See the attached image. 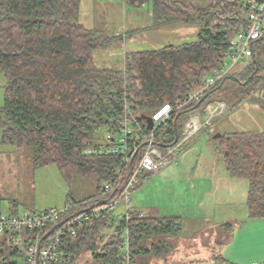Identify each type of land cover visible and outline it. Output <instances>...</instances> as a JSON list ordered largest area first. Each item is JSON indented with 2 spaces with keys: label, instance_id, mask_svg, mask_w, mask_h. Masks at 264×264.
Here are the masks:
<instances>
[{
  "label": "trees",
  "instance_id": "obj_1",
  "mask_svg": "<svg viewBox=\"0 0 264 264\" xmlns=\"http://www.w3.org/2000/svg\"><path fill=\"white\" fill-rule=\"evenodd\" d=\"M123 1L141 7L148 0ZM207 2L200 7L193 0H152L155 24L197 25V39L127 52L124 68L118 70L93 63L94 50L107 49L121 37L85 28L79 20L80 0H0V71L7 82L0 107L1 142L30 147L35 167L55 164L66 180L92 173L99 182L112 179L120 158L85 152L99 145L96 133L103 128L114 134L125 104L140 123L145 122L142 116H151L164 104L177 107L227 63L230 40L247 20L238 15V0ZM233 75L237 81L220 80L204 92L202 102L215 99V92L228 84L237 99L233 107L259 89L264 96V22L252 55ZM193 106L178 109L159 125V149L176 142ZM216 148L229 174L248 182V216L264 218V131L223 133ZM101 194L100 184L91 197ZM128 228L131 264H145L147 255L168 250L160 242L149 248L145 242L179 235L181 221L133 217ZM121 229V225L113 228L110 213L90 218L76 236L63 237L58 250L62 260L53 264H122ZM17 254L18 249L10 246L0 249V262L5 258L15 263Z\"/></svg>",
  "mask_w": 264,
  "mask_h": 264
},
{
  "label": "rangeland",
  "instance_id": "obj_2",
  "mask_svg": "<svg viewBox=\"0 0 264 264\" xmlns=\"http://www.w3.org/2000/svg\"><path fill=\"white\" fill-rule=\"evenodd\" d=\"M177 1L184 3L188 0ZM193 1L200 7L208 4L207 0ZM244 2L245 0H238L241 8L238 15L246 20L247 14L242 8ZM79 14V20L85 28L121 37V40L117 39L109 48L92 52L93 63L99 68L120 69L127 52L195 41L199 31L197 25L155 24L152 0L141 7L129 6L123 0H80ZM246 59L240 60L231 72L243 67ZM6 83V78L0 71V107ZM232 89V85L228 84L214 95L215 99L225 98L227 101H223L228 104L229 109L232 108L215 119L212 125L203 128L205 130L201 129L189 144L174 153L172 157L175 156L176 161L168 163L157 172L138 175L130 207L140 210L144 216H178L181 221L179 235H160L145 242L148 248L157 242L168 248L167 252L159 256L147 255L148 263L145 264H207V260L198 259L197 245L194 244L199 229L207 227L205 229L208 231L215 232L214 240L223 244L232 237L246 211L248 182L244 178H235L237 182L233 184L234 191L229 205L216 204L210 214L195 212L198 200L193 191L197 186L194 179L205 176L201 171L203 164L199 165L198 162L209 161L215 177H219L225 169L216 148L218 138L215 136L230 132L264 131V108L247 99L233 107L237 99L232 95ZM105 134L106 131L102 128L95 138L101 142ZM100 184L103 185L104 182H99L97 175L93 173L73 175L70 180H66L55 164L35 167L30 147L2 143L0 130V208L3 213H36L47 208L61 207L67 200L70 203L91 197L96 194ZM123 211L124 206L121 205L113 211V216H119ZM207 215L209 217L203 219ZM0 242L1 250L10 246L4 236H0Z\"/></svg>",
  "mask_w": 264,
  "mask_h": 264
},
{
  "label": "built area",
  "instance_id": "obj_3",
  "mask_svg": "<svg viewBox=\"0 0 264 264\" xmlns=\"http://www.w3.org/2000/svg\"><path fill=\"white\" fill-rule=\"evenodd\" d=\"M248 20L246 25L230 40L227 63L215 70L204 79L203 86L190 93L175 108L164 104L151 115L153 127L140 123L124 105V116L117 131L106 132L99 145L86 148L88 155H115L120 158L119 165L114 169L113 178L104 182L102 194L80 201L66 202L62 207L47 208L36 213H3L0 211V236L15 249V263L3 258L0 264H53L60 262L62 256L58 250L66 235L76 236L85 222L92 217H100L110 213L113 228L122 226V247L120 258L122 264H131V241L128 223L133 217H143L140 210L130 207L131 196L138 175L143 172H157L168 163L175 161L174 153L180 151L199 133L227 113L228 105L219 99H211L196 105L202 100L203 94L220 80L233 72L240 60L253 53V45L262 34L264 22V0H247ZM194 105L184 122L182 131L173 145L161 150L157 146L156 131L159 125L180 108ZM124 211L113 216L119 206ZM264 264V263H254Z\"/></svg>",
  "mask_w": 264,
  "mask_h": 264
},
{
  "label": "crops",
  "instance_id": "obj_4",
  "mask_svg": "<svg viewBox=\"0 0 264 264\" xmlns=\"http://www.w3.org/2000/svg\"><path fill=\"white\" fill-rule=\"evenodd\" d=\"M123 68L124 64L122 68L118 70ZM198 163L199 165L203 164L202 167H200L203 172L202 174L205 176L199 177L196 180L194 179L197 186L195 187L196 189H193V191L197 197L196 200H198L196 201L197 207L195 212H197V214L200 213L201 215L210 214L216 204L229 205L233 195L232 192L234 191L233 184H236L235 182L237 181H235V178L238 177L231 176L226 167L223 169V173H220L219 177H215V173L211 172L213 167L210 166L209 161H204V163L202 161ZM67 201H65L62 206H64ZM245 205L246 211L243 216H241L242 218L240 222L235 227L233 232L234 234L232 237H229L225 243L221 244L220 242L214 240L213 237L215 236V232L208 231L205 229L207 227H203L202 230L199 229V235L195 241L196 243H194L197 245L196 250L198 251L197 257L199 260H207V264L264 263V221H260L264 220V218L249 217L247 198ZM207 217L209 216L207 215L203 219H207ZM212 247L215 249L212 250Z\"/></svg>",
  "mask_w": 264,
  "mask_h": 264
},
{
  "label": "water",
  "instance_id": "obj_5",
  "mask_svg": "<svg viewBox=\"0 0 264 264\" xmlns=\"http://www.w3.org/2000/svg\"><path fill=\"white\" fill-rule=\"evenodd\" d=\"M226 78L230 79V80H234V81L238 80L237 77L234 76V75H228V76L225 77V79ZM249 79H250V77L246 80V82H248ZM247 100H249L251 102H256V103H258L260 105H264V96L262 94V89H259L256 93L251 94L247 98ZM201 103H202V100L196 105V107L199 106ZM142 119L147 123V128L148 129H151L153 127V120H152L151 116H145L144 115V116H142ZM215 137L219 138V137H221V134H217ZM176 139H177V137H176Z\"/></svg>",
  "mask_w": 264,
  "mask_h": 264
},
{
  "label": "bare ground",
  "instance_id": "obj_6",
  "mask_svg": "<svg viewBox=\"0 0 264 264\" xmlns=\"http://www.w3.org/2000/svg\"><path fill=\"white\" fill-rule=\"evenodd\" d=\"M247 1V0H246ZM246 1H245V11H246V14H247V10H246ZM246 20H248V14H247V18H246ZM229 75H231V74H229ZM228 76V75H227ZM223 101V100H222ZM225 102V101H224ZM226 103V102H225ZM227 104V103H226ZM228 105V104H227ZM229 107V106H228ZM176 161V160H175ZM165 167V166H164ZM153 173V172H152ZM138 179V178H137ZM134 189H135V187H134ZM133 189V190H134ZM18 213V212H17Z\"/></svg>",
  "mask_w": 264,
  "mask_h": 264
}]
</instances>
